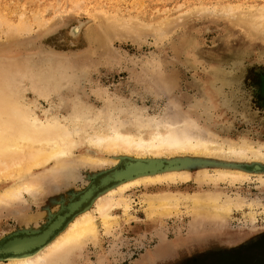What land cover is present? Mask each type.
I'll return each mask as SVG.
<instances>
[{"label":"rangeland","instance_id":"obj_1","mask_svg":"<svg viewBox=\"0 0 264 264\" xmlns=\"http://www.w3.org/2000/svg\"><path fill=\"white\" fill-rule=\"evenodd\" d=\"M237 4L248 11L264 7V0H0V82L9 72L11 88L42 120H63L84 108L90 119L108 113L125 124L139 113L156 121L192 115L200 130L216 132L220 140L259 148L264 146V35L256 36L225 16L228 5L234 9ZM12 31L17 32L14 38ZM46 88L53 92L47 94ZM105 123L99 119L94 124L99 128ZM163 162L179 164L191 178L132 186L124 193L130 208L113 210L116 221L110 231L97 214L98 241H89L69 264H264V239L238 251L221 243L222 237L231 244L233 238L264 231V163L228 164L190 154ZM225 167L247 173L249 180L233 186L197 181L200 168L213 174ZM122 168L77 166L68 173L71 178L46 179L38 195L0 207V262L8 263L2 249L10 239L51 230L53 215L70 211L73 203L83 202V194ZM163 191L178 196L218 192L219 203L244 198L245 204L240 209L231 205L222 215L218 209V214L202 216L181 197L170 214L149 216L146 194ZM46 212L51 214L45 217Z\"/></svg>","mask_w":264,"mask_h":264},{"label":"bare ground","instance_id":"obj_2","mask_svg":"<svg viewBox=\"0 0 264 264\" xmlns=\"http://www.w3.org/2000/svg\"><path fill=\"white\" fill-rule=\"evenodd\" d=\"M228 6L230 8L227 7L226 11L223 12L226 17L228 16L234 22L245 25L256 36L264 35V7L262 5L256 9H251L252 6H250L248 11L238 9V4L237 6L233 5L234 9L231 8L232 6ZM95 12L97 13V11ZM99 16L103 18L104 14H99ZM109 21H111V18ZM23 23L18 24L21 26ZM170 25L167 24L165 26L170 27ZM106 26L108 27V24ZM111 27L113 31L114 25ZM9 30L12 29L9 28ZM24 30L27 32L30 29ZM120 30L116 32L120 33ZM104 31L108 32L106 29ZM113 32H115V29ZM125 33L127 35V32ZM131 35L134 36L133 34ZM46 63L48 62L46 61ZM2 79L4 81L0 82L1 208L24 203L25 195H38L45 188L43 181L46 179H49L48 183H55V181L57 182L63 177L67 178L69 176L71 178L68 173L71 174L77 166H87L92 170L110 165L112 167V165L115 166L117 164L119 166L121 164L124 167L117 169L116 172L114 171L104 182L100 181L101 186L94 187L86 194H83V202L73 203L70 211L65 213L64 210H61L57 215H53L51 218L53 219V223L50 226L51 230H47L38 236L33 235L27 239H10V242H7L8 244L2 249L4 253L2 257L8 260L6 264L72 263L74 258L81 255L89 241H98L97 214L102 220L101 223L106 231H110L116 221L111 216L113 210L121 207L126 212L130 208L124 193L132 186L143 185L148 188L155 184L177 183L191 178L190 173L186 172L179 164L167 166L163 160L174 162L190 154L198 159L224 163L241 161L264 163V146L255 148L253 145L246 143L239 145L228 140H220L216 132L203 128L200 130L199 122L192 115H188L185 118L178 114L177 117L156 121V118H146L139 113L135 115L134 120L131 119L132 121L125 124L126 122L108 113L105 114V111L103 112L105 115H98V118L93 119L92 117L90 119L86 112L88 108H84L82 111L78 110V112L75 111L68 117H64L63 120L58 116L46 117L45 120H42L35 110L25 102H22V96L18 90L11 88L9 72L3 73ZM47 82L49 83V81ZM37 83L34 88L38 91ZM44 87L42 86V88ZM50 91L53 92L46 88L47 94L51 93ZM42 96L45 95L39 93V97ZM114 109L113 111H115ZM92 112L94 113V111ZM98 113L100 114V112ZM99 119H105V127H95L94 123ZM105 156L115 158L108 159ZM66 175L68 176L65 177ZM197 177V181L200 184L210 181L214 183L221 181L229 182L232 186L238 182L249 180L247 173L228 167L224 169L218 168L213 174H209L206 168H200ZM94 190L96 192H93ZM182 195L178 196L177 194L164 191L154 195L146 194L149 211L147 214L152 217L170 214L171 207L178 206L182 200L181 197H186L187 201L190 200L196 213L202 216H210L219 212L222 215L230 211L231 205H235L240 209L245 204L244 198L234 201L226 198L223 203H219L221 194L218 192L202 193L199 191V193L195 194ZM92 202L96 205L95 210L91 209ZM218 209L220 210L219 212L217 211ZM48 214L46 212L45 215H42L46 217L51 213ZM30 219L28 218V220ZM28 220H26V223ZM28 225L31 224L29 223ZM2 261L3 259L0 264L3 263Z\"/></svg>","mask_w":264,"mask_h":264},{"label":"water","instance_id":"obj_3","mask_svg":"<svg viewBox=\"0 0 264 264\" xmlns=\"http://www.w3.org/2000/svg\"><path fill=\"white\" fill-rule=\"evenodd\" d=\"M257 165H254L253 167L256 169ZM253 169V168H252ZM262 169V171H264V168H260ZM254 171V170H253ZM260 171V170H259ZM264 231L260 232V233H255L253 235H247V236H244V237H237V238H233L234 239V242L233 243H228L227 242V238H224L222 237L221 239V243L222 244H225V245H228V246H231L230 248H232V250H240L241 248H246V246H249L251 245L253 242L255 241H259L260 239H264ZM171 248V247H170ZM170 248L168 249L167 247V250H170ZM165 250V252L167 251ZM164 252V253H165ZM159 253V252H158Z\"/></svg>","mask_w":264,"mask_h":264}]
</instances>
